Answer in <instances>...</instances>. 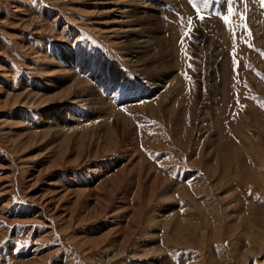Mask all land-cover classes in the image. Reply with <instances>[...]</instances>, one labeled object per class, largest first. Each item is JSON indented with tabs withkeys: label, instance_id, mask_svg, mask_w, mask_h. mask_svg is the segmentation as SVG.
Wrapping results in <instances>:
<instances>
[{
	"label": "rangeland",
	"instance_id": "1",
	"mask_svg": "<svg viewBox=\"0 0 264 264\" xmlns=\"http://www.w3.org/2000/svg\"><path fill=\"white\" fill-rule=\"evenodd\" d=\"M0 264H264L261 0H0Z\"/></svg>",
	"mask_w": 264,
	"mask_h": 264
},
{
	"label": "snow or ice",
	"instance_id": "2",
	"mask_svg": "<svg viewBox=\"0 0 264 264\" xmlns=\"http://www.w3.org/2000/svg\"><path fill=\"white\" fill-rule=\"evenodd\" d=\"M261 3H262V6H264V0H261ZM192 6H193V8L195 9L196 16H197L198 18H200L201 20H203L204 17L201 16V11H202V9H201L200 7H197V6L195 5V3H193ZM228 13H229V15H231V14H232V10H231V9H228ZM223 19H224V21L226 22L227 19H228V17L225 16V17H223ZM191 23H192V21L189 20V21H188V24L191 25ZM233 59H234V61H235V57H234ZM234 70H235V69H234Z\"/></svg>",
	"mask_w": 264,
	"mask_h": 264
}]
</instances>
